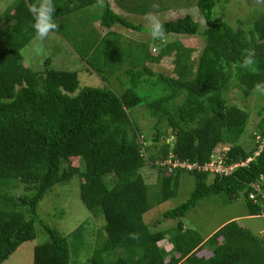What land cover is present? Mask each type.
<instances>
[{
  "label": "trees",
  "instance_id": "1",
  "mask_svg": "<svg viewBox=\"0 0 264 264\" xmlns=\"http://www.w3.org/2000/svg\"><path fill=\"white\" fill-rule=\"evenodd\" d=\"M53 2L59 23L55 32L71 42L84 71L95 73L103 84L79 88L76 71L57 69L48 58L40 71L25 66L22 50L35 38L29 8L37 0H12L2 10L0 264L36 237L37 222L49 240L34 247L33 264H69L67 238L44 223L37 208L56 185H66L72 178L79 181L83 205L101 213L104 220L105 240L93 252L91 264H264L263 240L236 220L227 221L207 238L181 220L201 199L215 195H222L225 202L243 196L245 216L264 212V202L253 186L259 183L264 190V119L248 134L252 145L244 147L239 139L250 112L228 99L234 88L245 100L264 86V11L251 12L246 24L239 19L232 26L223 16L229 0H115L119 9L110 0ZM192 3L204 26L185 13L163 21L164 38H152L150 44L116 29L151 36L148 27L130 16ZM94 6L101 7L98 17L88 12ZM168 35L200 38L203 46L197 58L192 57V47L178 38L168 40ZM248 52L254 53L255 63L245 68L243 57ZM167 58L172 74L152 68ZM122 77L129 87L125 80L120 82ZM111 79L119 91L109 84ZM139 116L154 120L150 134ZM218 146L227 167L250 160L228 174L181 167L169 171L160 165L170 158L202 166ZM146 167L157 170L158 182L153 186L142 176ZM183 174L194 180L190 196L158 220H177L176 225L151 231L143 216L177 194ZM14 189L20 190L18 196L11 192ZM164 239L170 248L159 244ZM205 246L209 257L197 254Z\"/></svg>",
  "mask_w": 264,
  "mask_h": 264
},
{
  "label": "rangeland",
  "instance_id": "2",
  "mask_svg": "<svg viewBox=\"0 0 264 264\" xmlns=\"http://www.w3.org/2000/svg\"><path fill=\"white\" fill-rule=\"evenodd\" d=\"M11 1L12 0H0V13ZM110 3L114 9H119L115 0H110ZM223 8V16L226 21L232 26H237V21L239 19L246 24L249 21L248 19L252 17L254 11H264V3L259 0H229V3L224 4ZM88 12L93 13L96 17L100 16L102 13L101 7L98 6L89 7ZM185 13H190L196 21L204 26V19L197 11L194 3L188 7H182L177 10L150 11L146 15H132L130 18L135 23H141L143 26L148 27L145 17L149 14L159 16L163 22L184 15ZM86 16L89 15L87 14ZM84 24L90 25L91 22H85ZM116 29L123 31L137 40L143 38L145 41H149V44L153 41L152 37L147 36L146 33L141 34L119 27ZM99 30L104 31L101 27ZM176 38L180 39L186 46L193 48L192 57L196 59L203 46L202 40L195 36L168 35V40H174ZM130 50L131 49H128V51ZM122 53L124 54L123 50ZM132 55H134L135 60L138 62V55L135 50H133ZM22 56L24 65L36 71L43 69L44 60L46 58H48L50 64L57 69L76 71L80 78L79 88H83L86 85L98 86L102 83L101 78L95 73L88 74L84 71V63L76 53L71 42L56 32L50 33L49 37L44 41H38L35 37L23 48ZM170 60V58L163 59L159 62L158 66L154 65L152 68L159 72L172 74L173 65ZM122 62L123 64L126 63L124 61ZM118 64H121V62L117 63V65ZM123 80L126 81L128 79L122 77L120 82ZM114 82V79L109 80V84L116 87L117 91H119L120 86L116 85V82ZM123 84H126V87L130 86V83H127V81L126 83L123 81ZM240 94V90L234 88L228 93V99L230 103H236L242 107L244 106L248 108L250 112V118L245 131L239 139V142L244 147H249L252 145V142H250L248 134L252 133L257 128V124L261 119H264V86L255 89L245 100ZM261 108H263V112L260 115L258 112ZM138 121L142 127L146 129V132L148 130L147 133H149V129L154 124V120L146 118L145 116H139ZM220 148H222V146H218L215 149L212 158H216L220 155ZM73 164H76V161L73 160ZM141 173L147 184L153 186L158 182V174L155 168H143ZM78 182V179L72 178L66 185H56L54 190L48 192L39 202L37 213L44 223L51 225L67 238L72 254L69 264H91L93 252L100 248V241L103 239L105 240V233L103 231L104 220L101 213L96 215L83 205L80 199ZM193 187V177L188 174H183L180 178L177 194L162 204L156 205L143 216L144 221L149 225L151 231L165 230L176 225L177 220H158L161 218L164 211L185 202L190 196ZM11 192L15 196L20 194L19 189H14ZM245 208L243 196L233 202H225L222 195H215L201 199L181 220L185 227L193 229L203 238H207L221 225L233 219L236 220L241 227L260 236L264 242V214L251 217L245 216ZM35 226L36 237L22 243L2 264H33L34 247L49 240L47 233L40 223L37 222ZM159 244L167 249L171 247L167 239H164ZM197 254L199 256L209 257L211 252L210 249L205 246ZM104 260L105 257L103 258V261Z\"/></svg>",
  "mask_w": 264,
  "mask_h": 264
},
{
  "label": "clouds",
  "instance_id": "3",
  "mask_svg": "<svg viewBox=\"0 0 264 264\" xmlns=\"http://www.w3.org/2000/svg\"><path fill=\"white\" fill-rule=\"evenodd\" d=\"M55 8L53 0H37V3L29 8V12L33 17L31 27L38 41H44L49 37L50 33L59 29V23L56 21L54 15ZM145 20L151 37L157 40L163 39L166 30L161 18L155 14H149L145 17ZM254 63V53L248 52L244 54L243 67L250 68ZM133 238H135V234Z\"/></svg>",
  "mask_w": 264,
  "mask_h": 264
},
{
  "label": "built area",
  "instance_id": "4",
  "mask_svg": "<svg viewBox=\"0 0 264 264\" xmlns=\"http://www.w3.org/2000/svg\"><path fill=\"white\" fill-rule=\"evenodd\" d=\"M256 154H257V152H256ZM249 160H250V158L247 159L246 162H241L240 164L238 163V164L227 167L224 165L223 157L221 155H218L216 158L211 157L210 161H208L207 163H205L202 166L198 165L197 163L189 164V163H184V162L172 161L170 158L160 162V165L165 166L166 168L169 169V171H172L176 167H181V168L188 169V170L189 169H198V170L202 169V170L208 171L209 173H212V174H228L231 172V170L233 168H235L238 165H244ZM253 186H254L255 190L260 194L259 199H261V201L264 202V190L261 189L260 184L255 183V184H253ZM250 198H252L254 201L257 200L254 193L250 194ZM263 214H264V212H263Z\"/></svg>",
  "mask_w": 264,
  "mask_h": 264
}]
</instances>
